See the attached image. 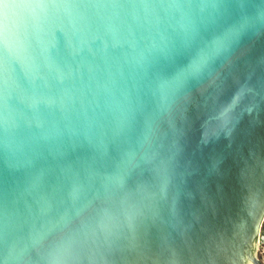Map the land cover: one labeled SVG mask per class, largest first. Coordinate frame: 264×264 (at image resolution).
<instances>
[{
	"label": "water",
	"instance_id": "95a60500",
	"mask_svg": "<svg viewBox=\"0 0 264 264\" xmlns=\"http://www.w3.org/2000/svg\"><path fill=\"white\" fill-rule=\"evenodd\" d=\"M56 3L83 15L78 32L53 17L48 55L65 84L36 49L41 103L17 68L7 126L0 49V264H233L264 207V0ZM100 4L116 5L118 45ZM157 33L145 74L137 51ZM197 55L201 71L162 107L157 78Z\"/></svg>",
	"mask_w": 264,
	"mask_h": 264
},
{
	"label": "clouds",
	"instance_id": "9594fccd",
	"mask_svg": "<svg viewBox=\"0 0 264 264\" xmlns=\"http://www.w3.org/2000/svg\"><path fill=\"white\" fill-rule=\"evenodd\" d=\"M100 11L107 12L106 17V31L112 36L114 45H118L120 40L118 38V28L113 22L114 18L118 15L115 11L116 5H93ZM111 8L109 12L108 9ZM145 13L147 14L148 7L144 6ZM63 13L68 18V23L74 31H79L77 28L78 22L83 19V15L77 11L75 6L69 4H58L56 0H0V49L4 53V72H3V85L5 89V116L4 122L7 126L12 121V111L7 104L8 96L11 90L18 87L17 83V68L20 73L28 81L33 89V95L29 98L33 110H38L41 100L35 95L37 81L41 79L39 76L41 65L36 57L35 50L39 52L44 60V66L50 72L55 71L56 79L60 85L65 84L66 77L58 68H54L50 61L49 53L53 46L52 40L49 38L51 28L55 22L53 17H58ZM133 19L139 21V16L133 14ZM181 27L187 30L190 23L186 24L181 21ZM132 45V42H129ZM103 48L107 51L108 45L102 42ZM134 46V45H133ZM134 50L135 47H134ZM164 50V38L161 34L157 33L153 36L146 48L137 51L136 64L145 71L147 74V67L150 63L149 57L157 52ZM205 63L202 55H197L186 69H180L172 78L158 77L156 80V91L159 96L161 106L166 105L169 92L173 89L174 85H178L186 73L193 74L199 73ZM105 91L111 96V90L105 86ZM64 99L72 100L71 88L64 87L61 104ZM114 99V97H113ZM55 100L49 99L47 105L51 106ZM229 110L225 109L221 112V117L224 118ZM264 217V207L261 208L259 214H254L253 232L244 238V247L237 253L236 260L233 264H252V256L249 251L253 247L256 233L255 227L259 224V220ZM264 264V261L261 262Z\"/></svg>",
	"mask_w": 264,
	"mask_h": 264
},
{
	"label": "rangeland",
	"instance_id": "374dc122",
	"mask_svg": "<svg viewBox=\"0 0 264 264\" xmlns=\"http://www.w3.org/2000/svg\"><path fill=\"white\" fill-rule=\"evenodd\" d=\"M262 233H264V227H263V232ZM258 257L261 260V262L264 261V245H262V248L259 251Z\"/></svg>",
	"mask_w": 264,
	"mask_h": 264
},
{
	"label": "flooded vegetation",
	"instance_id": "af4514ba",
	"mask_svg": "<svg viewBox=\"0 0 264 264\" xmlns=\"http://www.w3.org/2000/svg\"><path fill=\"white\" fill-rule=\"evenodd\" d=\"M262 245H264V233H263V239H262V242H261V246H260V250H261V248H262ZM259 250V251H260ZM261 261V260H260Z\"/></svg>",
	"mask_w": 264,
	"mask_h": 264
}]
</instances>
